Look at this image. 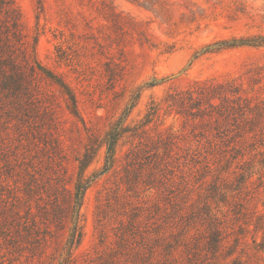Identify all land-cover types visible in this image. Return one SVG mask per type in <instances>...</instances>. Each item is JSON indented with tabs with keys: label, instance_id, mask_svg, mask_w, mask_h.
Wrapping results in <instances>:
<instances>
[{
	"label": "rangeland",
	"instance_id": "rangeland-1",
	"mask_svg": "<svg viewBox=\"0 0 264 264\" xmlns=\"http://www.w3.org/2000/svg\"><path fill=\"white\" fill-rule=\"evenodd\" d=\"M15 1L27 39L38 35L40 63L59 74L74 91L79 119L66 111L57 88L41 81L43 91L53 101L51 106L41 99V105L52 112L47 126L40 128L43 136L34 130L20 135L0 128V152L4 149L12 160L10 175L0 178L10 189L15 185L21 191L29 185L35 189L30 198L32 215L22 208L20 219L8 226L9 236L0 238V264H57L70 227L74 159L88 138L102 139L136 96L125 124H137L154 101L162 110L160 119L147 127L148 132L156 135L167 131L179 137L167 172L170 181L162 193L140 186L133 194L124 185L116 186L119 172L111 171L96 180L87 189L79 211L82 239L73 251V264H109L114 258L124 262L127 257L117 252L115 244L119 221H126L132 208L139 205L145 223V209L156 203L166 208L156 217L165 219L170 211L169 193L179 200L187 198L185 205L194 204L186 229L201 232L199 208L204 199H210L209 184L215 172L201 178L195 168L187 171L183 166L202 146L200 129H193L184 117L166 112L163 99L173 89L206 81H232L241 84L251 97L264 98V47L225 49L193 59L206 44L264 35V0ZM152 78L163 80L154 87L145 86ZM130 146L129 139L118 146V160L122 162ZM103 156L102 147L87 175L101 168ZM5 169L0 162V173ZM232 184L228 183L229 187ZM257 184L237 195L223 189L230 204L214 201L212 212L219 209L217 216L228 227L225 244H233L234 250L222 264H232L233 259L240 264H262L264 260V252L253 243L254 239L260 242L263 235L254 229L264 203V184L256 188ZM163 195L165 198H158ZM55 206L59 207L56 213ZM41 212L45 213L43 218Z\"/></svg>",
	"mask_w": 264,
	"mask_h": 264
},
{
	"label": "trees",
	"instance_id": "trees-1",
	"mask_svg": "<svg viewBox=\"0 0 264 264\" xmlns=\"http://www.w3.org/2000/svg\"><path fill=\"white\" fill-rule=\"evenodd\" d=\"M37 41V34L31 41L27 39L16 1L0 0V128H10L20 135L34 130L43 136L40 128L47 126L52 119V112L41 105V99L53 105L51 96L43 91L41 81L55 86L63 97L66 111L79 119L74 91L59 74L40 63L36 51ZM238 47H264V35L233 37L206 44L195 52L193 59ZM162 80L152 78L145 86L154 87ZM137 97L123 110L100 141L95 137L88 138L82 153L74 159L76 172L69 199L70 227L57 264H73L75 261L73 251L82 239L79 211L87 189L100 177L111 171L119 172L116 186L121 188L124 185L126 191L133 194L140 186L149 192L156 190L157 193L167 188L170 181L167 172L171 169L169 163L179 137L167 131H160L156 135L148 132L147 127L160 119L162 110L161 104L154 101L137 124H125ZM163 105L166 112H174L184 117L185 123H189L193 129H200L198 136L203 142L202 146L197 153L195 151L192 154L193 159L186 163H191L192 167L183 165L186 170L195 168L196 173H199L197 176L201 178L215 172L209 184L212 185L207 196L210 199H204L199 208L203 229L201 232L196 229V233L186 229L194 204L185 205L187 198L186 201L183 198L179 200L175 195L170 196L173 193H169L167 199L170 209L168 218L156 217L159 210H166L156 203L151 209H145L144 223L143 207L134 206L126 221H119V233H115L117 252L127 258L122 263L114 258L109 264H222V260L232 256L233 244H225L228 227L217 216L219 209L213 213L212 206L216 201L223 206L230 204L228 196L221 192L223 189L242 194L249 191L248 187L254 183H258L256 188L264 184V98L251 97L241 84L232 81H206L167 92ZM126 139L131 140V146L121 162L117 157V149ZM102 147L104 156L101 168L87 175L88 167ZM3 150L0 152V162L6 169L0 175L8 177L12 160L6 157L7 151ZM13 161L16 162V159ZM119 162L121 167L118 171ZM228 183H233V187H229ZM29 186L22 191L18 185L10 189L7 181L0 178L1 239L6 240V236H9L8 226L20 219L22 208L27 215H32L30 198L35 189ZM5 188H9L8 191ZM233 194L234 199L236 196ZM262 206L263 213L256 219L254 229L263 231V235L260 242L254 239L253 243L264 252V203ZM58 209L55 206L53 211L56 213ZM41 216L43 218L45 213L42 215L41 212ZM233 260L232 264H240Z\"/></svg>",
	"mask_w": 264,
	"mask_h": 264
}]
</instances>
